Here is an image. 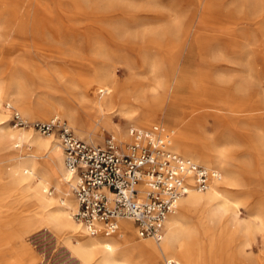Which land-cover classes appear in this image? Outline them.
I'll return each mask as SVG.
<instances>
[{
    "label": "rangeland",
    "instance_id": "1",
    "mask_svg": "<svg viewBox=\"0 0 264 264\" xmlns=\"http://www.w3.org/2000/svg\"><path fill=\"white\" fill-rule=\"evenodd\" d=\"M108 73L115 96L139 97L148 112L136 107L130 119L112 115L110 126L96 124L88 101ZM11 109L30 122L58 116L78 138L99 145L111 134L125 140L130 127H160L169 148L180 134L192 144L190 158L219 172L221 165L237 181L222 189L230 201L222 212L181 217L180 240L192 261L200 264L207 246L221 264H264V0H0V186L11 185L6 174L14 163L48 157L18 145L14 133L59 143L15 126ZM210 155L222 157L204 164ZM55 188L50 180L47 199L60 198ZM26 195L21 201L0 190V264H81L67 236ZM243 224L251 237L242 235Z\"/></svg>",
    "mask_w": 264,
    "mask_h": 264
},
{
    "label": "built area",
    "instance_id": "2",
    "mask_svg": "<svg viewBox=\"0 0 264 264\" xmlns=\"http://www.w3.org/2000/svg\"><path fill=\"white\" fill-rule=\"evenodd\" d=\"M11 112L15 126L57 138L75 201L72 219L90 237H110L119 230V221L126 219L138 239L159 243L178 201L189 190L205 192L220 178L216 170L172 151L158 126L130 127L128 142L111 134L99 145L78 138L57 116L30 122ZM158 264L178 263L165 257Z\"/></svg>",
    "mask_w": 264,
    "mask_h": 264
},
{
    "label": "bare ground",
    "instance_id": "3",
    "mask_svg": "<svg viewBox=\"0 0 264 264\" xmlns=\"http://www.w3.org/2000/svg\"><path fill=\"white\" fill-rule=\"evenodd\" d=\"M110 76L111 73H108L96 80L93 97L90 102L88 101L90 108L97 114L96 124H100L103 127L110 126L109 117L112 115L122 114L130 116L128 117L130 119L136 107H141L144 113L148 112V103H140L139 97H133L131 99L129 96H115L114 94L117 90V86L114 82H111V80L107 81ZM59 109H61V106ZM173 111L174 108L173 105H171L165 113L167 120ZM23 113H26V111H23ZM0 119H3V114L1 112ZM13 137L18 140V145L29 143L38 150L46 151L48 157L43 163L39 164L36 162L38 158L37 155H29L27 156V160L14 163L6 174L10 179L11 185H9V183H4L0 186V190H9L10 193L15 194L21 201H25V193L27 194L26 196H30L29 194H31L33 198L31 201L42 208L46 223H48L52 229L54 227L67 236L68 251L70 255L76 258L81 264H152L156 256L163 255V257H166L164 256L166 254L186 264H196L192 261L194 256L193 253L187 248L184 240H180L182 234H184V230L180 228L181 217L192 210L198 211L215 208L217 212L221 211V209L227 207L228 202H230L228 198L223 195L222 189L226 186H235L237 183L236 179L230 178L228 171H225L221 165L218 166L221 172L217 171L220 174V178L212 181L205 192L199 193L194 190H189L187 194L178 201L176 212L170 215L164 224L163 238L159 243L155 241L154 243L150 241L136 242L134 239L135 230L129 220L126 219H121L119 221V230L114 234L115 237L114 235L107 239H102L99 235L90 237L82 227L76 224L72 219L71 211L73 213L75 205L73 209V203L68 198L69 194H67L65 190V185H62L65 183L66 187L69 189L68 181L70 176L63 166V153L60 143L54 140L52 142L48 139L32 137L29 132L14 133ZM86 141L92 142L91 138ZM120 142H128L127 136L126 140H120ZM171 143V150L180 152L184 156L194 157L190 153L192 144L180 134L173 137ZM122 146L124 148L125 145ZM219 156L212 157L210 155L209 159L205 157L202 158L201 161L206 165H213V159L216 160L215 162L218 161L217 163H219L222 155ZM24 174L28 175L23 176ZM32 178L35 182L33 184ZM50 180L56 181L55 190L60 196L59 199L49 200L45 196V189ZM61 181L63 183H61ZM51 184L53 183L51 182ZM237 217L233 219L234 231L241 232V225ZM243 234L251 237L250 225L244 228L242 235ZM210 254V248L205 246L202 250L200 264H208V256L210 264H221V261H219L220 259L218 260L211 257ZM167 258L174 260L169 257ZM177 263L179 262L177 261Z\"/></svg>",
    "mask_w": 264,
    "mask_h": 264
},
{
    "label": "crops",
    "instance_id": "4",
    "mask_svg": "<svg viewBox=\"0 0 264 264\" xmlns=\"http://www.w3.org/2000/svg\"><path fill=\"white\" fill-rule=\"evenodd\" d=\"M53 117H56V116H53ZM52 117V118H53ZM58 117V116H57ZM51 119V118H50ZM69 126V125H68ZM70 127V126H69ZM117 138H119L120 140H121V138L119 137V136H116ZM125 140H126V134H125ZM86 141V140H85ZM63 166H64V164H63ZM68 188V187H67ZM74 209V208H73ZM168 219V218H167ZM167 221V220H166ZM130 222V221H129ZM131 223V222H130ZM132 224V223H131ZM133 226V225H132ZM103 237V236H102ZM104 238H109V237H104ZM162 256V255H161ZM169 258H171V257H169ZM173 259V258H172ZM175 260V259H174ZM179 264V263H178Z\"/></svg>",
    "mask_w": 264,
    "mask_h": 264
}]
</instances>
